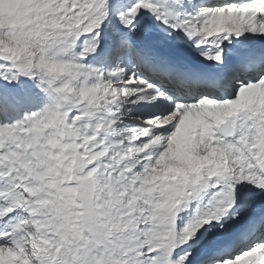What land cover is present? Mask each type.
Listing matches in <instances>:
<instances>
[{"label": "snow or ice", "instance_id": "obj_1", "mask_svg": "<svg viewBox=\"0 0 264 264\" xmlns=\"http://www.w3.org/2000/svg\"><path fill=\"white\" fill-rule=\"evenodd\" d=\"M0 264H264V0H0Z\"/></svg>", "mask_w": 264, "mask_h": 264}]
</instances>
